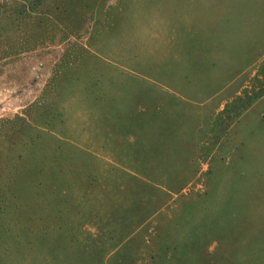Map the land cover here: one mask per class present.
<instances>
[{"label": "rangeland", "instance_id": "rangeland-1", "mask_svg": "<svg viewBox=\"0 0 264 264\" xmlns=\"http://www.w3.org/2000/svg\"><path fill=\"white\" fill-rule=\"evenodd\" d=\"M33 1L0 0V264H264V0ZM218 47L250 66L187 102Z\"/></svg>", "mask_w": 264, "mask_h": 264}, {"label": "crops", "instance_id": "crops-1", "mask_svg": "<svg viewBox=\"0 0 264 264\" xmlns=\"http://www.w3.org/2000/svg\"><path fill=\"white\" fill-rule=\"evenodd\" d=\"M218 37L220 38V36ZM218 37L215 39V44H217V46H221ZM200 47L205 48L203 45ZM205 51L204 50L198 51L196 53V58H194L193 60H185L183 63L185 69L184 74L179 73L181 74L179 79L180 82L179 85L183 87L182 84H185L186 101L198 106L205 104L209 100L210 102L213 101L214 99L219 100V98L217 97H219L220 93L223 92L227 87L234 90V87H236L235 86L236 82L234 81V79H236L237 76H241V74H243L242 70L244 67L250 66V63H248L240 67V69L233 68V70L226 69L223 71L222 66L221 65L219 66V63H221L220 48L219 47L217 48V54L214 55L216 57H214L212 54L209 53L208 57L205 58L204 57L206 55ZM232 83L233 85L231 86ZM244 85L245 84L243 83L241 87H244ZM223 98L226 99H222L221 104L229 99V95L228 96L225 95L223 96ZM230 98H232V96H230ZM219 104L220 103L218 101L215 105L214 111L220 109L221 106ZM194 125L193 124H190L189 126L178 125L177 129L185 133L189 130L192 131L195 130L196 127ZM188 140L193 141V138H188ZM263 161H264V155H260L258 162H260V164L261 163L263 164ZM150 219H151V215L149 217H146L144 220L135 219V222L130 224L131 229L128 231L125 237H129L130 235L134 234L138 230V228L144 226V224H146ZM189 225L190 226L197 225V221L190 222ZM198 227L199 226H197L196 229L194 230L196 232L194 234L196 235V237H198L197 236V233L199 231V229H197Z\"/></svg>", "mask_w": 264, "mask_h": 264}, {"label": "trees", "instance_id": "trees-1", "mask_svg": "<svg viewBox=\"0 0 264 264\" xmlns=\"http://www.w3.org/2000/svg\"><path fill=\"white\" fill-rule=\"evenodd\" d=\"M29 1H31V8H32V2L34 3V5H35V2L36 1H33V0H29ZM20 11H25V5L24 4H21V9H20ZM229 168V167H228ZM225 170V169H224Z\"/></svg>", "mask_w": 264, "mask_h": 264}]
</instances>
